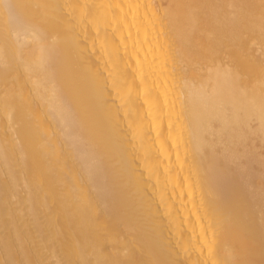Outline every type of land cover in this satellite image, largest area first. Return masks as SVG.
Returning a JSON list of instances; mask_svg holds the SVG:
<instances>
[{"label": "bare ground", "instance_id": "obj_1", "mask_svg": "<svg viewBox=\"0 0 264 264\" xmlns=\"http://www.w3.org/2000/svg\"><path fill=\"white\" fill-rule=\"evenodd\" d=\"M0 264H264V0H0Z\"/></svg>", "mask_w": 264, "mask_h": 264}, {"label": "rangeland", "instance_id": "obj_2", "mask_svg": "<svg viewBox=\"0 0 264 264\" xmlns=\"http://www.w3.org/2000/svg\"><path fill=\"white\" fill-rule=\"evenodd\" d=\"M261 54H262V50H260L259 52H257L255 55L256 56H261ZM239 165V162H235V163H232V164H230L229 165V168H236L237 166ZM50 260V261H49ZM49 260H48V262H51V263H56V259H54V258H49Z\"/></svg>", "mask_w": 264, "mask_h": 264}]
</instances>
